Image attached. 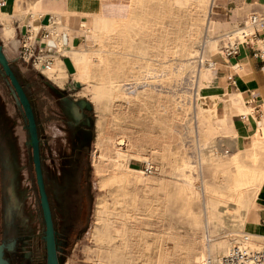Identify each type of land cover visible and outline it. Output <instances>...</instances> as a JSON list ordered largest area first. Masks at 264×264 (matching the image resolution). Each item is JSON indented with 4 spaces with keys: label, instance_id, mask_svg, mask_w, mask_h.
I'll return each instance as SVG.
<instances>
[{
    "label": "rangeland",
    "instance_id": "obj_1",
    "mask_svg": "<svg viewBox=\"0 0 264 264\" xmlns=\"http://www.w3.org/2000/svg\"><path fill=\"white\" fill-rule=\"evenodd\" d=\"M99 2L106 7L92 18L94 32L81 30L74 49L65 52L87 72L82 79L44 40L23 46L30 32L22 27L0 43L30 105L36 157L54 208L58 264H200L209 252L221 257L240 233H250L245 210L264 182V140L253 138L242 149L224 128L210 134L202 125L211 105L210 124L223 114V102L213 105L210 97L218 91L215 80L199 98L211 0ZM263 10L240 0L215 1L211 19L233 26H215L222 55L224 33ZM46 35L42 28L38 38ZM48 52L56 53L48 58L58 59L64 88L34 67L36 56ZM53 67L40 66L60 82ZM44 87L48 103L41 99ZM76 111L88 117L73 118ZM26 116L0 63V239L13 241L23 264H45ZM70 173L78 195L69 214L79 200L87 202L78 224L55 197ZM212 239L222 241V251L210 250ZM257 241L254 247L264 244V238Z\"/></svg>",
    "mask_w": 264,
    "mask_h": 264
},
{
    "label": "crops",
    "instance_id": "obj_2",
    "mask_svg": "<svg viewBox=\"0 0 264 264\" xmlns=\"http://www.w3.org/2000/svg\"><path fill=\"white\" fill-rule=\"evenodd\" d=\"M215 1L213 0L212 4H215ZM240 1L247 6H264V0ZM105 7L106 2L101 3L99 0H0V43L2 42L4 46V40L9 42L13 39L18 29L22 30L23 28L27 32L32 31L33 27L39 30L35 39L42 43L43 38H38L42 28L46 31L50 28L52 30L58 29L61 36L63 34L66 35L65 51H59L56 45L52 50L62 53L72 61V58L65 52L74 49L75 41L82 37L81 30L82 26H85L84 20L88 21L87 17H90V20L93 17H97L98 8L105 9ZM212 13L213 7H210L207 22L209 37L207 39L210 38L215 42L216 51H214L215 54L211 53V51H206L205 58L207 59H205V62H212L213 66H205V71L201 75L202 78L200 77V84L203 82L201 84V89L203 90L205 86L215 80L216 83H214L218 91L210 94V97L212 103H214L213 105L218 104L220 101L223 102V114L220 118H217V123L212 122L210 124L209 119L214 113V107L211 105L209 107L208 121L204 120L202 125L210 134L217 131L216 129H220V127L224 128V132L236 139L237 143H240L241 147H243L242 149H244L252 143L254 136L264 139V49L260 47V42L253 44L248 40L244 41V43L242 42L234 54L230 56L222 55L219 51L220 38L216 35V27L218 29H228L233 26H231L230 22L220 21L216 18L214 20L211 19ZM50 15V20L46 24H41L45 16ZM38 19L40 24H37ZM250 30L247 28L245 32L248 33ZM254 34L255 37L253 38L255 40L264 42V29H257ZM234 36H238V34H227L226 37L230 39L232 37L233 39ZM15 44L12 45L14 46ZM47 55L53 57L56 56V53ZM52 65H54V73L52 74L55 75L57 72L56 75H61L60 82L52 79L44 71L42 74L59 88H64L66 79L63 77L64 74L61 71L58 59H53ZM213 69L214 74H212ZM47 91V87L42 90L44 95H42L41 99L44 103H48ZM205 98L203 95L202 99ZM243 99L248 101L247 104L249 106L254 107L253 113L255 116L246 115L248 106L244 104ZM242 115H245V117H242ZM252 206L255 207L248 213L247 230L252 234L264 237V182Z\"/></svg>",
    "mask_w": 264,
    "mask_h": 264
},
{
    "label": "bare ground",
    "instance_id": "obj_3",
    "mask_svg": "<svg viewBox=\"0 0 264 264\" xmlns=\"http://www.w3.org/2000/svg\"><path fill=\"white\" fill-rule=\"evenodd\" d=\"M212 1H211V4H210V7H213L214 6V4H212ZM253 16L256 17L255 22H252V17ZM50 18H51V15L49 16V19H48V16H45L44 20L46 22H44V24H46L50 20ZM93 24L94 23H93V21L91 19V21H88L87 23H85L86 26L85 27L83 26L82 30H85L87 33L94 32L93 30H94L95 27L93 26ZM259 26H261V27H259ZM247 28L251 29L250 32H248V33L245 32V29H247ZM257 29H264V10H263V12H252V13H250L248 15V17L245 19L244 22L240 23L235 29H232L231 31H229V32H227L225 34V37L224 38L226 39V43L224 45L227 46V47L223 48L224 55H227V51H228L227 48L228 47H230V46H236V47H238V44L241 45L242 42L244 43V41H248V40H250L253 44L260 42L261 43V46L260 47L262 49H264V42H261L260 40L259 41L258 40H255L253 38V37H255L254 36L255 35L254 33L257 32ZM29 32H30V35L27 36L26 40L24 39L26 41V43L24 44V46H26V47H29V44H32V42L36 38L39 30L36 27H33L32 28V31H29ZM46 32H47V35L46 36H42L43 40L44 39L46 40L45 43H44V45H46L45 48L53 49V48H55V45L57 46V48H58V46H62V48H63L62 49V52H64L65 51V45H63V44H66L67 43L66 35L63 34V36H61L60 33L58 32V29H53L52 31L48 30ZM227 34H239V35L238 36H234L233 39L231 37V39H230V38H227L226 37ZM57 38H61V40H63V41L58 40ZM62 42H63V44H62ZM215 45H216L215 42L213 40H211L210 38L205 41V45L204 46L202 45V48L205 47L204 48L205 51L202 50V52H201L202 55L200 54L201 57H202V59H203V61H201V62H204V57L206 55V51H211V53H214V51H216L215 50ZM47 54H50V52L46 53V55L44 56L47 59H45L42 55H38V56H36L35 61H34V67L37 68V69H39L41 73H43V71L40 68V66L43 67L44 70H47V71L49 70L48 72H50V70L52 68V61L53 60L52 59L49 60ZM228 56H230V55H228ZM63 63L65 65L67 71L70 74L74 73L77 76H80L81 79H82L83 76H87V72L86 71H83L82 68H80V66H78L75 61H71L68 57H64L63 58ZM36 64H37L38 67H36ZM205 66L206 67H212L213 66V63L212 62H205ZM202 68H203V71H205L204 70V66ZM207 74H208V76H210L209 73H207ZM201 84L199 83V85H198V87H199V98H203V95H204L202 93V89H201L202 88V85ZM243 102H244L245 105H247V102L248 101L247 100L245 101L243 99ZM247 106H248V112L246 113V115L247 116H255V114L253 113L254 112V107L251 106V105L250 106L247 105ZM242 117H245V115H242ZM254 139L257 140L258 139V136H254ZM95 156L97 157V155H95ZM251 202L253 203L254 201H251ZM252 203L251 204L248 203L249 205H248V207L245 210L246 220L248 219V213L251 211V209H253L255 207V206H252ZM205 226H206V224H205ZM258 238H264V237L259 236V235H256V234L248 233V232H242L234 240L235 244L233 245V247L235 245L254 247V245L256 243H258V241H257ZM210 243H212V244H210V250L212 252L213 251L214 252H220V250L222 251V249H223V243H222V241H220V239H212ZM263 246H264V244L261 245V247H263ZM227 254H225V255H227ZM225 255H223V256H225ZM223 256L218 257L217 255H214L213 253H210L209 252L208 254H206L202 258L200 264H208L209 262H210V264H221V262L223 260Z\"/></svg>",
    "mask_w": 264,
    "mask_h": 264
},
{
    "label": "flooded vegetation",
    "instance_id": "obj_4",
    "mask_svg": "<svg viewBox=\"0 0 264 264\" xmlns=\"http://www.w3.org/2000/svg\"><path fill=\"white\" fill-rule=\"evenodd\" d=\"M82 113L85 116L87 114L86 111H82V112L76 111L74 113V115H72V117L75 118L74 116H75V114H77V115H79V118H80V114H82ZM86 117H88V116H86ZM26 118H27V125H28L29 118H28V116H26ZM77 141H78V139L76 138L75 142H77ZM2 152H0L1 158H3ZM36 154H37V152H36ZM31 156H32V158H31L32 163H33L34 178L36 181L37 191H38V195H39L40 213H41V218H42L43 227H44L43 240H44V249H45V264H58L59 257H58L57 249L59 247L56 246V243H57L56 237H57L58 233L56 231L55 220H54V217H55L54 208H53L52 203L49 199V195L47 193V188H46V185L44 183V178L42 176V171H41L42 169L40 168V163L37 160L38 158L34 154L33 147L31 149ZM76 156H78V155H76ZM68 167H69V170L71 172V170L73 169L72 163L68 162ZM36 168H37V170H39V178L37 175ZM71 173H70V175H71ZM70 175H68V177ZM56 182H57V180L55 179L54 184H56ZM76 193H78V192H77L76 187H74V175L72 176V179H70V178L66 179L64 177L62 179V181L59 182L57 193H55V197L59 201L61 208L65 209L64 212L66 214H69L70 209L73 210L72 207H70V206H71V203H73L72 201L74 200V198H76V196L78 195ZM75 205H76V203L74 204V206ZM77 205H78L77 211L74 213L72 211V214H73L72 219H75V222H77V224H78V223L84 221L86 216H87V202L85 201L84 198H82L81 200H79ZM72 214H69V216H72ZM48 230L52 231L51 236H47ZM72 233L73 232L71 231L69 233V235L66 236V239L70 238L72 236ZM65 242L67 243V240ZM64 246H66V244ZM0 249L2 252V258L5 260V262L7 264H23V261L18 260V253L19 252L17 250V246H15L13 241L10 240L8 242H5L4 240L0 239Z\"/></svg>",
    "mask_w": 264,
    "mask_h": 264
},
{
    "label": "built area",
    "instance_id": "obj_5",
    "mask_svg": "<svg viewBox=\"0 0 264 264\" xmlns=\"http://www.w3.org/2000/svg\"><path fill=\"white\" fill-rule=\"evenodd\" d=\"M255 20L256 17L253 16L252 22H255ZM39 49L41 50L40 47ZM227 49V55H232L236 52L237 47L230 46ZM221 264H264V246L250 247L235 245L227 255L223 256Z\"/></svg>",
    "mask_w": 264,
    "mask_h": 264
},
{
    "label": "water",
    "instance_id": "obj_6",
    "mask_svg": "<svg viewBox=\"0 0 264 264\" xmlns=\"http://www.w3.org/2000/svg\"><path fill=\"white\" fill-rule=\"evenodd\" d=\"M0 63L2 64L3 70L5 71L6 75L8 77H10V79L12 81V84L16 87V84L17 83H15V81H14L15 76L13 75V73L11 72V70L9 69L8 63L6 62V60L3 58L1 49H0ZM26 107L24 106V109L26 111V115L29 118V123L27 125V129L29 130L30 144H31V146L34 149V154L36 156V146H37V143H38V139H37V136H36V134L34 132V123L32 122L31 114H30L29 110ZM36 170H37V168H36ZM37 175H38V178H39V170H37ZM51 235H52V231L51 230H48L47 236H51ZM0 264H7L5 262V260L2 258L1 249H0Z\"/></svg>",
    "mask_w": 264,
    "mask_h": 264
},
{
    "label": "trees",
    "instance_id": "obj_7",
    "mask_svg": "<svg viewBox=\"0 0 264 264\" xmlns=\"http://www.w3.org/2000/svg\"><path fill=\"white\" fill-rule=\"evenodd\" d=\"M7 79H9L10 84L12 85V87L15 90V95L17 97L18 103H20L23 106V108H24V106L25 107L27 106L26 108L29 110V112H31L30 105H29V102H28V100H27V98L25 96L22 84L18 80L14 79L15 83H17L16 87H15L12 84V81H11L10 77L7 76Z\"/></svg>",
    "mask_w": 264,
    "mask_h": 264
}]
</instances>
